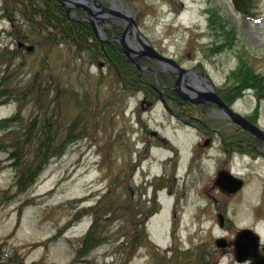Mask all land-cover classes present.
I'll list each match as a JSON object with an SVG mask.
<instances>
[{
  "label": "rangeland",
  "instance_id": "obj_1",
  "mask_svg": "<svg viewBox=\"0 0 264 264\" xmlns=\"http://www.w3.org/2000/svg\"><path fill=\"white\" fill-rule=\"evenodd\" d=\"M2 1L0 89L10 94L1 97L0 119L19 112L21 121L0 129V136L14 142L19 126L36 118L57 127L60 138L68 125L75 127L74 139L23 192L12 160L0 151V264H247L236 261L231 244H216L220 237L232 243L241 228L260 236L264 254V154L254 135L177 91L163 88L162 103L144 91L138 75L136 87L127 89L115 68L98 65L104 55L94 60L76 46L33 39L23 40L32 50L19 48L18 27L3 16ZM120 1L157 52L203 71L229 107L264 131V99L250 88L230 102L225 96L239 56L264 75V0H251L248 14L232 0ZM211 8L223 27L210 24ZM30 87L38 102L27 93ZM168 107H183L205 127L186 124ZM244 132L250 142L240 137ZM221 169L242 180L236 192L215 183ZM99 200L114 209L103 216L110 238L76 259L94 216L89 210L74 215ZM135 211L145 219L147 241L137 240L127 259L115 246L134 232L123 219Z\"/></svg>",
  "mask_w": 264,
  "mask_h": 264
},
{
  "label": "trees",
  "instance_id": "obj_2",
  "mask_svg": "<svg viewBox=\"0 0 264 264\" xmlns=\"http://www.w3.org/2000/svg\"><path fill=\"white\" fill-rule=\"evenodd\" d=\"M2 2L3 16L11 22V25L18 27V33L20 34L17 36L18 39H33V41L42 44L50 43L54 45L64 43L76 46L79 51H87L94 60L104 55L105 61H107L106 64L117 70L120 83L127 89L136 87L138 83L137 71L121 54L118 45L101 43L95 36L92 26L88 22L71 19L60 1L3 0ZM233 3L238 11L245 14L251 12V0H233ZM209 11L208 19L210 24L213 27L216 24L223 27L222 22L224 21L219 16L215 18V10L211 8ZM5 78L6 76L2 80L6 81ZM227 79L229 84L226 87L228 91L225 93V96L229 102L249 88L254 91L258 101L264 99V75L250 66L244 57L239 56L237 66L231 70ZM33 91H36V93ZM27 93H33L32 96L36 97L37 102L39 101L37 100L39 96L38 91L35 88L30 87ZM9 94L10 92L0 89V103L3 101L1 97H7ZM19 114L17 112L11 117L1 118L0 129L5 131L7 128L19 123L21 121L18 117ZM74 125V123L68 125L66 127L65 138L64 136L60 138L57 127L52 129L53 126L46 122V118H41V120L36 118L27 125L23 126L21 124L19 126L18 130L21 132L14 137V142L9 141L7 135L0 136V151H4L7 154V159L12 160L11 165L15 168L16 172L15 185L19 192L25 191L35 182L40 172L52 157L62 154L66 145L74 139L71 132L75 127ZM248 136L247 132L240 135V137L246 138L247 142H250ZM101 201L99 200V203L94 206H86V209H80L74 215L78 216L79 212L89 210L94 216L93 222L79 238L80 242L76 250V259L77 257L82 258L88 255L95 247L110 238V236H107V226L103 224V216L114 209L112 208V204H104ZM152 209L150 207L147 210L152 211ZM147 210L144 211L145 214L148 213ZM112 213L115 215V212ZM137 214L139 212L135 211L131 217L126 218V220L123 219L127 225L134 228V232L131 235L125 233L123 235L124 238L118 241L115 246L117 251L124 253L127 259L139 243L147 241V235L144 232L145 219L143 216H137ZM116 216L122 215L116 213ZM140 234L141 239L137 236ZM119 236H114L113 241ZM137 240H140V242Z\"/></svg>",
  "mask_w": 264,
  "mask_h": 264
},
{
  "label": "water",
  "instance_id": "obj_3",
  "mask_svg": "<svg viewBox=\"0 0 264 264\" xmlns=\"http://www.w3.org/2000/svg\"><path fill=\"white\" fill-rule=\"evenodd\" d=\"M65 6L68 15L71 18L88 21L92 24L93 29L100 39H105L101 32V23L112 17L119 18L124 23L123 33L117 37V41L122 45L126 56L133 60L138 55H149L159 61L167 62L174 70L178 72V79L174 89L184 99H188L193 103H202L205 101L212 102L218 105L223 111V117L227 118L240 127L250 132L254 137L264 143V131L257 125L244 117L239 112L229 107L214 91L213 87L205 80V88H190L187 90L181 85L180 79L182 73L187 72L183 67L178 65L172 58L166 57L155 50L147 37L140 30L137 22L130 11L124 10L122 5H118L113 1L111 6H104L99 0H59ZM81 9L84 14L76 18L75 10ZM132 34L137 39L140 49L137 48L132 40ZM109 40V39H105ZM18 45L25 47L27 50H32L33 45H25L22 41ZM198 75V74H196ZM199 76V75H198ZM215 183L224 191L232 193L239 189L242 185V180L225 169H221L217 173ZM259 235L250 228H242L236 232L234 238V252L238 261L251 257L252 261L249 264H264V255L258 251ZM226 240L218 238L216 244L225 246Z\"/></svg>",
  "mask_w": 264,
  "mask_h": 264
},
{
  "label": "flooded vegetation",
  "instance_id": "obj_4",
  "mask_svg": "<svg viewBox=\"0 0 264 264\" xmlns=\"http://www.w3.org/2000/svg\"><path fill=\"white\" fill-rule=\"evenodd\" d=\"M113 1L118 2V3L121 2L120 0H107V3H105V5H109ZM76 14L78 16H81L83 14V12L81 10H77ZM101 29H102V32L105 34L106 38L109 40H105V41L99 40V41L103 44L104 43L117 44L120 51H121V54L125 57V55L123 53L122 46L116 39L118 36L122 35V32H123L122 22L114 18V19L107 21L106 23H103ZM133 37H134V35H133ZM134 41H135L137 48L140 49L141 47L139 46L138 42L135 39H134ZM135 62H136V64L133 62H131V64L134 65L138 71L137 75L142 80L143 86L145 87L144 91H148L154 97H157V99L159 101L164 103L165 98L163 96V88L173 90V85L175 84V80L178 77L177 73H175V71L172 70L170 64L161 62V61H159L155 58H152L148 55H138L135 58ZM100 64L105 65V60L102 61ZM195 69H196V67H191L190 70L182 73L181 80H182L183 84L185 85V87L196 88V87H199V85L205 86L204 80L206 77H204V75H203L204 72L203 71H196ZM196 74H198L199 76ZM149 75H151L153 78L150 77ZM153 79H154V81H153ZM165 94L167 97H169L171 99L173 98L179 102H184L183 100H179L178 98H176L170 92L165 93ZM146 101L151 102L150 100H146ZM201 108L203 109V111L205 113L207 112L210 116L212 115L213 117H221V115H222V110L214 104L205 102V103H203ZM168 109L174 115H176L178 118H180L183 122H185L186 124L187 123L191 124L194 127H196L197 129H198L197 124H201L205 127V124L196 115L182 111L183 107H181L180 109L178 108V110H173L170 107H168ZM181 113H182V115H181ZM191 120L196 122L197 124L193 123ZM258 144L263 149L261 151L264 154V144H262L260 142Z\"/></svg>",
  "mask_w": 264,
  "mask_h": 264
},
{
  "label": "bare ground",
  "instance_id": "obj_5",
  "mask_svg": "<svg viewBox=\"0 0 264 264\" xmlns=\"http://www.w3.org/2000/svg\"><path fill=\"white\" fill-rule=\"evenodd\" d=\"M19 48H22V46L21 47H19ZM184 85V84H183ZM199 88H201V85H199Z\"/></svg>",
  "mask_w": 264,
  "mask_h": 264
}]
</instances>
